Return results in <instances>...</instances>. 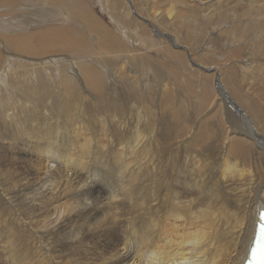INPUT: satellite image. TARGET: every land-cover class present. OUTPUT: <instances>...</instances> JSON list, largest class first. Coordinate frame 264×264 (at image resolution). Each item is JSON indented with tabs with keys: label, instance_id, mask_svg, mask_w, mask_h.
Masks as SVG:
<instances>
[{
	"label": "bare ground",
	"instance_id": "bare-ground-1",
	"mask_svg": "<svg viewBox=\"0 0 264 264\" xmlns=\"http://www.w3.org/2000/svg\"><path fill=\"white\" fill-rule=\"evenodd\" d=\"M123 1L124 17L133 13L138 26L121 23L139 31L149 29L159 36L162 27L187 24L180 12L160 9L155 0ZM223 1L188 2L193 9L211 11ZM116 2L107 5L114 10ZM78 11L87 23L82 27L97 30L93 16L88 19L81 6ZM252 15L258 17L253 23L246 19L241 23L239 17L232 27L264 29L260 20L264 11ZM23 24L20 19L0 28ZM192 24L203 26L199 20ZM165 38L183 47L175 37ZM54 48L43 52L53 54ZM105 50L108 46L102 45L103 53L97 56L102 60L82 57L101 69L99 62L108 64L112 59L106 58ZM191 63L205 73L214 71ZM139 66L142 71L147 68ZM69 67L54 63L42 69L46 76L55 71L56 77H66ZM85 68L87 78L81 82L89 93L84 96L80 82L69 77L77 88L74 103L47 107L59 123L38 125L34 134L25 133L34 135V145L13 142L0 147V264H244L259 211L264 209V128L262 114H255L264 112V91L241 90L242 104L238 98L235 101L237 91L233 99L217 79L209 110L208 102L198 112L178 105L161 120L155 118L154 105L139 110L146 102L139 103L141 96L139 102L133 96L135 103L129 105L131 95L125 92H100L105 76ZM11 73L6 71L7 79ZM164 102L158 110L165 109ZM218 116L224 132L214 123ZM235 137L238 143L232 141ZM59 138L66 145L58 150ZM236 144L243 147L241 151H235Z\"/></svg>",
	"mask_w": 264,
	"mask_h": 264
},
{
	"label": "rangeland",
	"instance_id": "rangeland-1",
	"mask_svg": "<svg viewBox=\"0 0 264 264\" xmlns=\"http://www.w3.org/2000/svg\"><path fill=\"white\" fill-rule=\"evenodd\" d=\"M56 1L60 3L59 6L49 4L46 0H0V25L17 24L20 19H24L22 26L0 28V147L13 142H31L34 145V135L25 136V133L34 134L38 125L53 126L56 122L59 123V118L52 120L53 115L47 107L52 103L59 106L74 103L73 97L77 88L74 90L69 83V77H74L80 82L78 87L84 96L89 93L81 82L87 78L86 65L105 76L104 87L100 92H125V95H131L128 99L131 100H127L129 105L139 102L141 96L143 101L139 103L146 102L139 110L144 111L143 106L154 105L158 115L155 118L161 120L166 118L165 113L170 107L176 108L178 105L194 107L198 112L204 105L209 104L206 106L209 110L215 99L212 92L215 91L217 79L231 95L237 91L235 101L240 99L241 101L237 102L242 104L245 99L242 98L241 90L264 91V29H253L247 25L242 31H238L235 24L234 28L232 27L235 19L239 17H242L239 20L241 23L245 19L252 23L254 19H258L252 14L264 11V0H224L222 5L216 4L211 11L205 8L193 9L189 0H180L184 2L183 5L171 2L174 0H155L154 4L160 9L174 8L187 22L182 28L166 26L158 30L179 40L178 43L183 46L181 49L174 46L168 38L157 36L153 30L142 32L132 28L130 24L129 28L127 24L121 23L124 20L126 23H134V27L138 26V20L133 13L129 19L124 17L123 8L120 6L125 2L123 0H116L114 10L107 5L110 0ZM207 1L209 0H202L204 3ZM76 2L79 5L74 7ZM143 3L148 2L144 0ZM78 6L83 8L88 19L93 16L95 23L100 26H96L97 30L89 31L83 28L87 27V23L82 18L83 14L78 15ZM195 20H199L203 26L193 25ZM260 20H264V15L260 16ZM139 24L142 25L140 21ZM91 27L95 28V25L92 23ZM102 45L108 46L109 51L104 52L108 60L112 59L111 64L99 62V66H103L100 69L82 56L90 55L102 60L97 57L99 53H103L100 51ZM52 46L55 47L53 54L43 52L45 48ZM191 61L214 71L205 73ZM54 63L62 66L64 63L66 67L70 65L66 68V77H56L55 71L50 76L43 74L42 66ZM71 63L74 64L72 68ZM141 63L147 66L144 71L139 70ZM104 65L108 67L105 69ZM7 70L12 71L9 79ZM232 97L234 99V95ZM162 102L165 103L166 110L160 111L158 109ZM103 105L101 104L100 110ZM126 110L132 111L128 110V107ZM255 112L256 115L262 114L260 118L263 129L264 112ZM203 114L198 118H202ZM95 117H98V114ZM252 118L255 120L254 116ZM222 121L221 116L214 118L220 132H224ZM87 134H84L85 137ZM232 141L238 143V138L235 137ZM102 144L106 149L109 148V145L106 147V139H103ZM65 145L61 138L55 143V147L60 149L65 148ZM239 147L236 144V152L243 148Z\"/></svg>",
	"mask_w": 264,
	"mask_h": 264
},
{
	"label": "water",
	"instance_id": "water-1",
	"mask_svg": "<svg viewBox=\"0 0 264 264\" xmlns=\"http://www.w3.org/2000/svg\"><path fill=\"white\" fill-rule=\"evenodd\" d=\"M160 36L165 37L164 34H160ZM169 38V37H168ZM170 39V38H169ZM202 71H205V69H202Z\"/></svg>",
	"mask_w": 264,
	"mask_h": 264
},
{
	"label": "snow or ice",
	"instance_id": "snow-or-ice-1",
	"mask_svg": "<svg viewBox=\"0 0 264 264\" xmlns=\"http://www.w3.org/2000/svg\"><path fill=\"white\" fill-rule=\"evenodd\" d=\"M262 231H264V230H262Z\"/></svg>",
	"mask_w": 264,
	"mask_h": 264
}]
</instances>
